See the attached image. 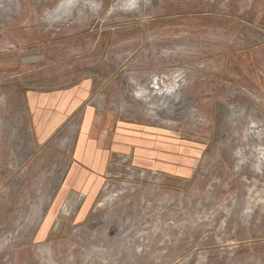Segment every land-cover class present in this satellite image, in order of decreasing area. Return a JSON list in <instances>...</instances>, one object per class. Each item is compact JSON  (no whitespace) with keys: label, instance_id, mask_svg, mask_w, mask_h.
<instances>
[{"label":"rangeland","instance_id":"rangeland-1","mask_svg":"<svg viewBox=\"0 0 264 264\" xmlns=\"http://www.w3.org/2000/svg\"><path fill=\"white\" fill-rule=\"evenodd\" d=\"M90 80L167 173L35 142L24 93ZM0 264H264V0H0Z\"/></svg>","mask_w":264,"mask_h":264},{"label":"crops","instance_id":"crops-1","mask_svg":"<svg viewBox=\"0 0 264 264\" xmlns=\"http://www.w3.org/2000/svg\"><path fill=\"white\" fill-rule=\"evenodd\" d=\"M87 82L88 86L80 93L79 89L73 87L52 92L34 89L24 93L35 142L43 147L49 145L67 124L81 114L74 161L72 156L70 166V171L75 172L77 176L87 180L93 178L91 172H95L97 178L104 177L112 165L119 163L113 161L114 157L118 160L122 158L128 160L133 149L135 155L134 159L130 160L132 165H141L135 164V161L145 162V167L167 173L168 164L162 153L164 149H156L159 147L158 144L161 146L166 143L163 136L154 133L149 126L136 123L130 125L120 119L111 120L107 113L100 111L93 103L94 82L92 80ZM128 142L136 143V146H129Z\"/></svg>","mask_w":264,"mask_h":264}]
</instances>
